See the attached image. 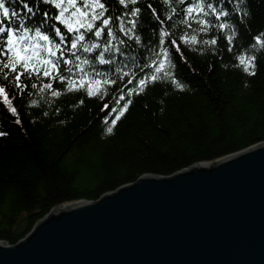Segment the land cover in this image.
Here are the masks:
<instances>
[{
	"label": "trees",
	"instance_id": "trees-1",
	"mask_svg": "<svg viewBox=\"0 0 264 264\" xmlns=\"http://www.w3.org/2000/svg\"><path fill=\"white\" fill-rule=\"evenodd\" d=\"M206 2L227 5L229 17L222 22L230 24V29L210 27L199 32L195 23L192 29L181 24L190 0L183 4L179 0H140L127 9L117 0H107V15L116 17L132 7H140L141 14L131 39L113 20V43L120 51L106 52L104 58L113 63L100 64L103 47L92 52L70 50L74 34L55 21L59 10L53 5L44 0H6L10 11L17 12L10 20L14 27L23 20L25 27H39L57 43L55 28L61 29L66 40L62 74L69 75L71 68L74 78L83 75L76 68L80 61L75 60V51L81 61L88 60L83 68L89 76L93 71L103 72L116 83L104 86L102 98L87 96L83 88L68 92L58 80L52 82L53 89L61 92L58 97L29 87L28 94L10 100L17 115L0 103V131L6 133L0 136V240L17 243L56 205L78 199L94 201L142 174L169 176L196 162L211 161L264 141V49L252 48L258 35L264 39V0H242L239 9V0ZM209 19L213 25L219 23L211 16ZM161 29L169 33L163 47L169 50L173 77L149 84L142 93L134 92L127 112L108 134L105 117L109 122L114 117L108 112L118 107L115 101L121 94L128 99V89H135L138 79L152 73L153 68L144 65L157 59ZM194 31L199 40L215 38L217 43H200L193 49L180 41L182 34ZM233 31L236 35L230 44L227 37ZM135 36L140 37L139 42ZM108 39L106 33L99 40L86 33L85 42L103 45ZM172 40L180 44L179 52ZM240 55H256L255 75L239 65ZM63 60L73 63L64 64ZM117 68L129 75L121 78ZM172 79L184 85L183 89L176 88ZM47 82L28 81L38 86ZM8 95L13 96L11 87ZM105 104L109 107L102 110Z\"/></svg>",
	"mask_w": 264,
	"mask_h": 264
},
{
	"label": "water",
	"instance_id": "water-1",
	"mask_svg": "<svg viewBox=\"0 0 264 264\" xmlns=\"http://www.w3.org/2000/svg\"><path fill=\"white\" fill-rule=\"evenodd\" d=\"M0 264H264V141L56 205Z\"/></svg>",
	"mask_w": 264,
	"mask_h": 264
},
{
	"label": "snow or ice",
	"instance_id": "snow-or-ice-1",
	"mask_svg": "<svg viewBox=\"0 0 264 264\" xmlns=\"http://www.w3.org/2000/svg\"><path fill=\"white\" fill-rule=\"evenodd\" d=\"M117 2L123 8L127 9L129 5H138L140 0H117ZM164 2L170 3L171 0H164ZM184 2L185 0H179L180 4ZM219 2L220 0H218ZM44 3L51 4L59 10L54 17L55 21L64 25L68 33L74 34L71 39L70 50H77L79 48L83 49L84 52H92L94 49L103 47V50L98 56L100 64L113 63L112 60L104 58L106 52H112L114 49L116 52L120 51L113 43L116 40V35L110 26L113 24V20L115 19L118 22L119 31L131 39L134 30L137 28V18L141 14L140 7H132L130 11L124 12L122 15L116 17L107 15L109 12L107 0H44ZM240 3H242V0H239L237 9H239ZM226 6L218 7L211 2H206V0H195L194 3L189 4L184 9V17L180 20V23L189 29H192L193 23H195L199 26V32H207L210 27H217L220 31L228 30L231 28V25L222 22V18L226 20L229 17V12L225 11ZM148 8H152V4H148ZM28 12L32 13L33 9L29 7ZM175 12L176 9L173 8L172 13ZM44 16H48V12H45ZM210 16L219 23L213 25L212 20L209 19ZM16 17L17 12L15 10L10 11L9 7L6 6V0H0V97H2L0 103L7 105L14 115L18 114L17 109L12 106L10 100L14 99L17 95L23 96L28 94L26 90L29 87L38 89L39 93L50 92L52 97H58L61 95V92L54 90L52 83L58 80L65 85V90L68 92L83 88L86 90L87 96H100L102 98L104 86L116 83L113 79L105 78V73L103 72L93 71L92 75L89 76L83 68V65L89 63L88 60L81 61L80 57L75 55V51L72 54L75 56L76 61H80V63L76 64V68L83 75L74 78L71 75V68L68 69L69 75L62 74L60 67L61 60L64 56L62 45L66 43V40L65 36L61 33V29L55 28V36L59 37V42L57 43L49 34L42 32L39 27L35 29L25 27L23 20L14 27L10 23V20ZM126 17H128L127 20L125 19ZM168 19L171 20L172 15H169ZM162 23L163 21H161ZM126 24L129 26L126 27ZM86 33L94 36L96 40H99L106 33L109 39L103 45L98 42L86 43ZM168 35L169 33L167 31L161 29L159 40L161 47L156 53L157 59L152 60L151 64L144 65L145 68H153L152 73L138 79L135 89H128V99L125 98L124 94H121L115 101L118 107H112L108 112V116L115 114L110 122L107 116L105 117V123L109 125L106 128L108 134L113 132L117 122L127 112L132 103L130 97L134 92L136 94L142 93L149 84L173 77V73L170 70L173 67L170 53L168 48L163 47L165 43L164 38ZM235 35L236 33L233 31L227 37L230 44ZM179 39L183 44L192 46L193 49L200 43L209 46L217 43L215 38L204 41L199 40L195 31L191 34L184 33ZM135 40L139 42L140 37L135 36ZM119 43L123 44L124 41L121 40ZM171 45L177 52L180 51V44L176 40H172ZM252 48L253 51L264 49V39H261L258 35L255 38V43L252 45ZM238 59L239 65L243 67L245 72L249 75H255L256 55H240ZM63 63L71 64L73 62L71 60H63ZM115 71L122 72V69L117 68ZM128 75L129 72H122L121 78ZM33 79L41 81L46 79L48 82L41 83L39 86L37 83L29 84L28 81ZM132 82L131 79L128 80L129 84ZM172 83L175 84L176 88L183 89L184 87V85L175 79H172ZM9 87L13 89V96L11 98L8 95ZM121 101L125 102L121 105ZM32 103L36 104L37 101L33 100ZM80 103L82 104L83 100ZM108 107V104H105L102 110L108 109ZM17 123H20V121L17 120ZM3 135H6V133L0 131V136Z\"/></svg>",
	"mask_w": 264,
	"mask_h": 264
}]
</instances>
